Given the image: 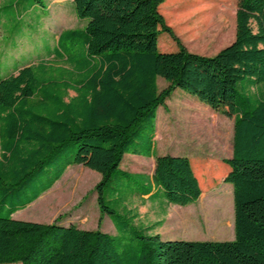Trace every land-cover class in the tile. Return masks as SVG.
I'll list each match as a JSON object with an SVG mask.
<instances>
[{"label": "trees", "instance_id": "16d2710c", "mask_svg": "<svg viewBox=\"0 0 264 264\" xmlns=\"http://www.w3.org/2000/svg\"><path fill=\"white\" fill-rule=\"evenodd\" d=\"M164 1L72 0L86 24L58 39L79 40L81 58L66 56L59 78H38L30 64L0 78V264H264V94L236 89L241 80L264 82V0H239L234 39L213 55L179 43L159 11ZM160 32L178 48L159 51ZM158 77L167 81L161 90ZM177 87L233 118L232 154L222 158L229 166L223 181L233 187L232 240L162 239L153 231L161 221L139 233L128 203L150 193L144 174L129 172L143 178V192L105 199V187L115 190L114 173L129 177L120 167L127 153L154 157L160 192L152 199L184 206L201 196L187 156L154 151L157 108ZM74 164L99 173L98 225L106 215L116 234L58 217L48 223L13 218ZM115 200L122 214L110 206Z\"/></svg>", "mask_w": 264, "mask_h": 264}, {"label": "rangeland", "instance_id": "374dc122", "mask_svg": "<svg viewBox=\"0 0 264 264\" xmlns=\"http://www.w3.org/2000/svg\"><path fill=\"white\" fill-rule=\"evenodd\" d=\"M41 1L42 5L30 6L29 0H0V78L9 76L12 74L11 70L24 64L32 65L38 78H59L65 75V63H69L66 56L76 60L81 58L80 41L58 39V35L62 30L83 28L86 19H79L75 15L71 0H64L62 3L54 0ZM238 2L239 0H165L159 5V11L179 43L187 50L213 55L234 39ZM25 7L28 8L26 12L23 9ZM251 25L255 31L254 21H251ZM179 43L167 32H160L157 38V47L161 52L174 51ZM43 67L47 69L46 72L42 71ZM166 85V80L157 78L159 90ZM263 88L264 82L255 83L249 79L239 81L236 86L238 92L253 95L264 94ZM69 94L74 93L69 91ZM180 119L184 121L186 128L182 130L187 131L186 135L179 131L182 125ZM155 123L156 134L158 133L154 141L155 154H165L172 145L185 143L183 147L187 149L186 154L189 155L204 193L195 202L178 205L180 208L174 215L186 219V224L178 225L177 220L166 221L156 229L163 234H175L174 239H234L233 187L231 183L223 181L229 166L222 161L232 148L233 118L213 110L193 94L177 87L165 103L157 108ZM225 140L227 148L224 147ZM139 164L145 168H134H139ZM152 165L146 156L127 153L121 168L131 172L150 173ZM128 175L126 180L113 174L109 184L115 190L105 187V199L116 195L127 197L131 191L143 192L147 188L141 176ZM99 177V173L83 165H71L48 193L16 211L13 218L48 223L58 217L61 221L77 222L81 228H96L99 210L94 185ZM135 203L138 200L131 199L128 208H132ZM110 206L116 213H123L119 200H115ZM159 211L158 208H150L148 215H143L145 219L141 217L140 222L138 219L133 221L134 229L139 233L144 232L160 215ZM224 218H227V226ZM99 228L116 234L106 215ZM162 239H168V236L162 235Z\"/></svg>", "mask_w": 264, "mask_h": 264}, {"label": "crops", "instance_id": "0c3cea01", "mask_svg": "<svg viewBox=\"0 0 264 264\" xmlns=\"http://www.w3.org/2000/svg\"><path fill=\"white\" fill-rule=\"evenodd\" d=\"M54 1H61V3L64 1V0H54ZM72 1V0H71ZM63 31V30H62ZM12 71V73L15 71V69H13V70H11ZM181 121H180V123H182V125H181V128L179 127V131L181 132V134H183L184 132H185V135H186V130L184 131V130H182L183 128H186L183 124H184V121L182 120V119H180ZM173 136H175V135H173ZM155 137H156V135H155ZM226 141L227 140H225L224 141V147L225 148H227V146H226ZM183 144H185V143H181V142H179V143H176V146L175 145H172L171 147H170V150L168 151V152H166V153H168V154H171V155H184V156H187L188 158H189V155H187L186 153H187V149L186 148H184L183 147ZM226 149H224V151H225ZM226 152V151H225ZM230 152V154L228 155V156H226L225 158H228V157H230L231 156V154H232V148H231V150L229 151ZM228 152V153H229ZM155 155H157V154H155ZM158 155H161V154H158ZM125 158V157H124ZM139 158V157H138ZM150 160H151V163L153 164L152 165V171L150 172V173H148V172H131V171H128V172H131V173H139V174H144V176L146 177V181L147 182H149V184H150V186H151V190H150V193L149 194H146V195H142V196H136L135 197V199H137L138 200V203H135L134 204V206L132 207L133 209H134V212L136 213V219H138L139 220V222H140V219H141V217L143 218V219H145L146 217H143V215H145V216H147L148 214V210L150 209V208H152V207H154V208H158V209H160V211L158 212V213H160V215L157 217V219L156 220H154L153 221V223L152 224H154V223H157L158 221H161V224H160V227L162 226V225H164L165 224V222L166 221H174V220H177L176 221V223H178V225H182V224H186V219H184V218H179L178 216H176V215H174V212L178 209V208H180V207H178V204H176V205H174V204H167L166 203V201H164V200H158L157 201V198H156V200H154V199H152V193H155V192H160V190H158V188H157V186L154 184V182H153V173H154V167H155V159H154V157L152 156V157H148ZM141 159H144V158H141ZM124 160V159H123ZM189 160H190V158H189ZM121 164H122V162H121ZM121 164H120V167H121ZM75 166H79V165H82V164H74ZM139 165H141V164H139ZM85 167V166H84ZM133 167V166H132ZM69 167H67V169H68ZM87 168V167H86ZM134 168H137V169H142V168H145V166L144 165H141L139 168L138 167H134ZM66 169V170H67ZM65 170V171H66ZM125 170V169H124ZM127 171V170H126ZM65 173V172H64ZM195 173V172H194ZM226 174H227V172H226ZM225 174V175H226ZM196 175V174H195ZM63 176V175H62ZM197 176V175H196ZM100 178V177H99ZM198 178V177H197ZM60 180V179H59ZM59 180H57V181H59ZM199 180V179H198ZM57 181L52 185V187L57 183ZM200 184V183H199ZM52 187L49 189V190H47V191H45L44 193H42L35 201H37L43 194H46V193H48L51 189H52ZM201 195H202V193H201ZM35 201H33V202H35ZM32 202V203H33ZM32 203H30V204H32ZM29 204V205H30ZM181 206V205H180ZM131 208V207H130ZM131 208V209H132ZM104 217V216H103ZM103 217H102V219H103ZM102 219H101V221H102ZM135 219V220H136ZM60 220V219H59ZM101 221H100V223H101ZM60 222L61 223H64V224H68V223H74V224H76L78 227H80L79 225H78V223L77 222H74V221H69V222H65V221H61L60 220ZM113 224V223H112ZM100 226V224L99 225H97V227H99ZM108 226L111 228V225H109L108 224ZM114 226V225H113ZM96 227V228H97ZM159 227V228H160ZM81 228V227H80ZM115 228V227H114ZM83 229H87V228H83ZM91 229H94V228H91ZM103 231V230H102ZM153 231L154 232H157V233H159L160 234V236L162 237V235H166V236H168V239H174V237H175V234H173V235H170V234H168V233H160L159 232V230L158 229H153ZM104 232H106V231H104ZM115 232H116V228H115ZM109 233V232H108ZM110 234H112V233H110Z\"/></svg>", "mask_w": 264, "mask_h": 264}]
</instances>
